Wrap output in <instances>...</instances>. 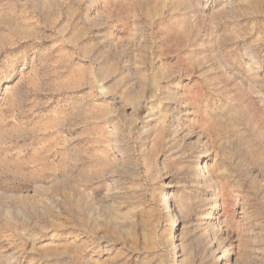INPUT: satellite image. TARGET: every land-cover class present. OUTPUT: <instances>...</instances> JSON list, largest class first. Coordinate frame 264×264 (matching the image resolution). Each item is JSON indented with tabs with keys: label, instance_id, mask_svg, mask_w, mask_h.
<instances>
[{
	"label": "rangeland",
	"instance_id": "obj_1",
	"mask_svg": "<svg viewBox=\"0 0 264 264\" xmlns=\"http://www.w3.org/2000/svg\"><path fill=\"white\" fill-rule=\"evenodd\" d=\"M0 264H264V0H0Z\"/></svg>",
	"mask_w": 264,
	"mask_h": 264
}]
</instances>
